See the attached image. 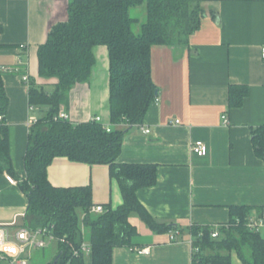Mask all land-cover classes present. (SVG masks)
Returning <instances> with one entry per match:
<instances>
[{"label":"crops","instance_id":"crops-1","mask_svg":"<svg viewBox=\"0 0 264 264\" xmlns=\"http://www.w3.org/2000/svg\"><path fill=\"white\" fill-rule=\"evenodd\" d=\"M69 2L0 0V71L9 100L10 156L21 179L26 177L30 120L41 117L38 110L31 111L23 78L47 92L54 90L57 79L39 76L38 49L47 41L50 27L67 20ZM203 8L206 15L188 45L152 47L158 95L142 124L126 133L118 158L120 164L157 167V183L139 190L138 198L158 222L184 232L158 234L133 215L129 222L138 235L131 248H150V253L118 247L113 264H192L191 227L227 224L233 207L250 208L253 215L264 211V161L252 144V130L264 126V0H219ZM94 54L90 81L73 87L61 112L73 124L100 117L108 126L109 51L98 46ZM231 86L248 88L239 108L229 107ZM196 141L207 145L206 156L193 154ZM7 176L0 174V225L23 228L28 199L17 179L11 184ZM48 179L57 188L90 186L93 206L117 209L124 202L107 165L57 157L48 168ZM172 233H177L175 241L170 240ZM84 264H92L90 254ZM231 264H243L236 253Z\"/></svg>","mask_w":264,"mask_h":264},{"label":"trees","instance_id":"trees-1","mask_svg":"<svg viewBox=\"0 0 264 264\" xmlns=\"http://www.w3.org/2000/svg\"><path fill=\"white\" fill-rule=\"evenodd\" d=\"M215 1L219 0H70L67 20L52 25L47 41L38 49L39 76L58 83L47 92L34 80L29 82V105L41 117L31 126L24 179L15 173L10 156L9 100L0 71V174L17 179L28 199L23 228H53L54 235L75 249L88 242L92 264H113L115 248L133 247L132 239L138 235L129 222L133 215L155 233L184 232L158 222L138 198L139 190L157 183V167L120 164L118 158L126 133L142 124L158 95L152 79V47L188 45L206 15L203 4ZM142 6L147 13L144 22L130 15L131 9ZM138 25L140 32L136 33ZM2 30L0 22V34ZM98 46L109 51L111 132L92 120L73 124L58 118L73 87L90 81ZM247 94L248 88L231 86L229 107H241ZM252 144L264 161V126L252 130ZM57 157L109 166L111 177L120 185L123 204L117 209L105 207L102 214L90 213V186L57 188L49 182L48 168ZM251 212L247 207H233L230 227L219 228L218 238H212L213 226L191 227L189 234L199 249L192 264H231L233 253L243 264H264V236L246 228ZM55 245L57 251L46 264H84L83 253L75 257L66 243Z\"/></svg>","mask_w":264,"mask_h":264},{"label":"built area","instance_id":"built-area-1","mask_svg":"<svg viewBox=\"0 0 264 264\" xmlns=\"http://www.w3.org/2000/svg\"><path fill=\"white\" fill-rule=\"evenodd\" d=\"M264 57V50L262 51ZM3 71H7L3 69ZM23 81L29 86V78L24 77ZM31 111L36 109L30 107ZM59 119L69 121V115L64 112H60ZM36 116L31 117L30 124L34 125L38 122ZM226 119V117H224ZM92 121L98 122L104 126L107 132H111V125H104L100 117H95L91 119ZM177 123H179L177 121ZM143 129V128H142ZM145 134H150L149 129H143ZM191 150L193 154L203 157L208 153L207 145L202 141H196L192 144ZM7 180L14 184L15 181L11 176H7ZM106 211L105 207L102 205L93 206L90 210L92 214H102ZM239 223V220H237ZM214 231L212 232V238H218L219 228L230 227V224L215 225ZM246 228L255 234H260L264 236V211L261 214H251L246 220ZM53 228H38L36 230L27 228H15L13 229L10 225H0V264H30L32 259L33 250H44L50 248L58 242H64L66 245L71 247L73 251V256L78 257L81 253L84 255L90 254L91 249L88 242H83L79 249H75L72 243L67 241L65 238H59L53 234ZM177 238V233H172L170 236L171 241H175ZM191 245L193 255L199 251L198 248L194 247L193 239L191 237ZM131 251L136 252L139 255H147L150 253V248L136 249L131 248Z\"/></svg>","mask_w":264,"mask_h":264},{"label":"rangeland","instance_id":"rangeland-1","mask_svg":"<svg viewBox=\"0 0 264 264\" xmlns=\"http://www.w3.org/2000/svg\"><path fill=\"white\" fill-rule=\"evenodd\" d=\"M130 15L133 18L140 19V22H144L146 21V18H147L146 7L142 6V7L133 8L130 10ZM134 30L136 33H139L140 32L139 25L136 26ZM56 251H57L56 246H51L50 248H47L44 250H33V256L35 259L32 261L31 264L48 263L49 260L52 259Z\"/></svg>","mask_w":264,"mask_h":264}]
</instances>
